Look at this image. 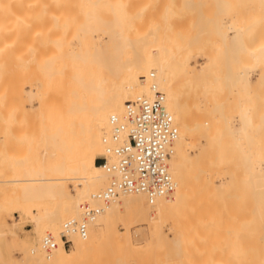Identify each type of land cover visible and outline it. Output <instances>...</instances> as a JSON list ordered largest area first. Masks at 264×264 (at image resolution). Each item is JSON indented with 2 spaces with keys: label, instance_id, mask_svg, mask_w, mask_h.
<instances>
[{
  "label": "bare ground",
  "instance_id": "6f19581e",
  "mask_svg": "<svg viewBox=\"0 0 264 264\" xmlns=\"http://www.w3.org/2000/svg\"><path fill=\"white\" fill-rule=\"evenodd\" d=\"M146 1L17 0L18 7L12 8L15 4L2 0L3 8L9 5L18 12L13 29L3 28L9 22L0 25V86L6 90L0 96L9 99L7 172L0 176L2 264H82L103 246L109 255L144 264H264V0H242L248 5L210 0L217 4L211 10L202 7L209 2L194 0L205 8L200 12L191 6L193 0L186 1L194 17L199 12L190 27L189 19L172 16L173 3L168 15L176 22L168 19V24L178 26L175 32L170 27L166 32L162 23L167 22L166 0H158L153 10L151 0L146 10L137 9ZM243 6L251 8L247 15ZM160 8L166 10L163 20L156 16ZM188 13L185 19L193 17ZM153 82L164 93L178 128L168 161L175 187L152 202L139 192L119 193L102 203L93 195L110 175L96 158L104 152L109 118L122 116L125 103L134 97L151 96ZM47 198L55 201L48 203ZM85 201L101 211L88 223L85 237L71 234V245L64 247L59 237L63 223L81 218ZM185 205L204 213L197 217L211 215L204 218L208 221L201 219L212 223L215 238L208 259H192L183 246L190 234L201 230L196 218L186 226L192 232L181 233L169 245L176 256L167 249L165 260L155 258L165 216ZM13 212L18 219L9 221ZM123 213L128 216L121 237L114 222ZM26 219L33 227L31 237H25L27 231L21 237L15 229ZM142 225L158 240L135 246L131 228L142 236ZM47 233L56 241L50 252L41 246ZM7 242L18 257L4 256Z\"/></svg>",
  "mask_w": 264,
  "mask_h": 264
},
{
  "label": "built area",
  "instance_id": "2783aa9c",
  "mask_svg": "<svg viewBox=\"0 0 264 264\" xmlns=\"http://www.w3.org/2000/svg\"><path fill=\"white\" fill-rule=\"evenodd\" d=\"M151 92V96L138 95L127 101L122 116L112 114L109 118L110 133L102 139L104 152L96 158L110 175L107 185L93 195L102 203H108L119 193L139 192L152 202L170 194L175 187L168 161L178 128L166 108L164 93L154 82ZM80 208L81 218L63 223L59 237L64 247L71 245V234L85 237L88 223L101 211L100 207L86 201ZM55 244L51 233L41 240L46 252H50Z\"/></svg>",
  "mask_w": 264,
  "mask_h": 264
},
{
  "label": "rangeland",
  "instance_id": "374dc122",
  "mask_svg": "<svg viewBox=\"0 0 264 264\" xmlns=\"http://www.w3.org/2000/svg\"><path fill=\"white\" fill-rule=\"evenodd\" d=\"M1 2H0V9L1 8H3V6L5 5V4H9V5H13V4H15L14 6H12V8L13 7H15L16 6V8L18 7L17 6V0H8V2L6 1V0H3V2L5 3L4 5L2 4V0H0ZM141 1V0H140ZM144 1V0H143ZM150 1V0H149ZM149 1H148V3H147V1H146V4L144 3V2H142V3H144V4H140V6H138L137 7V9L138 8H142V7H144V10H146V8H148L146 5H148V4H150V5H148L149 6V10L150 9H154L155 8V5H156V2L159 4V2H158V0H151L152 2H150L149 3ZM163 1V0H162ZM167 1H168V3H170V4H168L167 3ZM186 1H188V2H192V0L190 1V0H185V3H184V1L183 0H180L179 2H180V4H178L177 2H176V0H166L165 1V3H167L166 5H165V3H164V5L162 4V2L160 3V6H162L163 5V7L165 8V6H169V8L167 9V15H168V13H170V12H174V13H176V12H178L179 13V15H177V13L176 14H174L173 13V15L172 16H175L174 18L176 19V20H180V19H182V20H184V21H186L187 19H189L190 20V22H188L187 24H191V25H188L187 27H190V26H192V19L193 18H197L198 16H199V12L200 11H204L205 10V6H209V8H210V6L211 7H213V6H215V8H216V3H210V0H202L204 3L205 2H209V4H206V5H204L203 4V6L202 5H200V6H202V7H205L203 10H201V7H198L197 5V3L199 2V0H197L195 3H194V0H193V3H189L191 6H193V8H194V6H197L198 8L197 9H199L198 11L199 12H196V11H194V13H196L198 16L197 17H194V14H193V8L190 6L189 7V4L188 3H186ZM234 1V0H233ZM233 1H231L230 0V3H233ZM237 1V0H236ZM241 2H242V0H240ZM248 2H250V0H247ZM247 1H243L242 3H245V5H248V4H246L247 3ZM253 1L254 0H252V3H253ZM139 2V1H138ZM138 2H136V3H138ZM155 2V3H154ZM201 2V1H200ZM214 2V1H213ZM216 2L218 3L219 1H217L216 0ZM255 2H256V0H255ZM175 5H174V4ZM182 3H183V5L185 4L186 6H188V7H185V6H183V7H181L182 6ZM234 3H237L238 4V2H234ZM241 3V5H244V4H242ZM139 4V3H138ZM162 4V5H161ZM201 4H202V2H201ZM255 5H256V3H254ZM253 4V5H254ZM9 5H7V7L5 6L2 10H0V15H4V17L3 16H0V18H2V23L0 22V25H2L4 22L5 23H10V21H11V25H8V24H5L4 26H3V28H6V27H8V28H10L11 29V27L13 26V25H16L15 23H12L14 20H15V18H16V20H17V17H15L16 16V14L18 13L17 11V13H13V11L14 10H16V8L13 10L12 9V12H11V8L10 7H8ZM172 5H174V7L172 6ZM177 5H179V7H181V9L183 8V10L181 11V10H177L178 8L176 7ZM234 6L236 5V4H233ZM253 5H251V3H250V6H253ZM254 5V6H255ZM135 6H137L136 4H135ZM237 6V5H236ZM249 6V7H250ZM253 6V7H254ZM170 7H173L172 9H170ZM242 7V6H241ZM248 7V6H247ZM247 7L245 6V8L247 9ZM133 8V7H132ZM157 8H159V7H157ZM163 8V10H165ZM175 8H177V9H175ZM209 8H207V9H209ZM214 8V7H213ZM214 8V9H215ZM243 8H244V6H243ZM244 8V9H245ZM8 9V10H7ZM10 9V10H9ZM134 9V8H133ZM169 9L170 10H173V11H170L169 12ZM180 9V8H179ZM188 9V10H187ZM192 9V10H191ZM195 9H196V7H195ZM240 9V8H239ZM245 9V10H246ZM250 9V10H249ZM252 9H254V8H252ZM6 10V11H5ZM162 10V8H160V10L158 9V11H157V9H155V11H157V17H158V15H159V17L160 18H162V20H163V17H164V15L163 14H165V13H163V12H165V11H163ZM176 10V11H175ZM210 10H211V8H210ZM244 10V11H245ZM251 11V8H248L246 11H245V13H242V14H244V15H247V11ZM2 11H5V12H3V14H2ZM148 11V10H147ZM163 11V12H162ZM188 11H189V13H191L192 12V14H193V17L190 19V18H187L186 17V19L184 18L185 17V12L186 13H188ZM15 12V11H14ZM148 12H150V11H148ZM160 12H162V13H160ZM180 12H181V14H180ZM238 12H241V11H238ZM15 14L14 16L12 15V14ZM151 13H155V12H151ZM188 13V14H189ZM249 13V12H248ZM9 14H11V15H9ZM196 14H195V16H196ZM241 13H240V15H242ZM8 15V16H7ZM152 15V14H151ZM155 15V14H154ZM178 17H177V16ZM6 16V17H5ZM12 16V17H11ZM18 16V15H17ZM153 16V15H152ZM162 16V17H161ZM170 15H168L166 18H167V22L166 23H164V21H162V23L165 25L166 24V27L164 26V29H166V28H168V27H170V31H173V32H175L176 30H178L179 28H178V26H177V28L176 27H174L175 26V22H174V19L172 18V16H170ZM8 17H11V19H9ZM14 17V18H13ZM155 17V16H154ZM179 17H181L180 19H179ZM191 17V16H190ZM3 18H4V20H3ZM8 18V19H7ZM13 19V20H12ZM155 21H153V22H155V23H157L158 24V22H157V18L155 17ZM168 19H172V22H174V23H172V22H170L169 21V23L170 24H168ZM8 20H10V21H8ZM150 20H154L153 18H151ZM1 21V20H0ZM158 21H159V19H158ZM149 22H151V21H148V22H145L146 24H144V25H146L145 27H147V26H149ZM160 22V21H159ZM181 21H179V23H180ZM182 23V22H181ZM154 24V23H153ZM152 24V25H153ZM178 24V23H177ZM184 24V23H183ZM183 24H179V25H181L180 26V28L183 26ZM186 24V23H185ZM184 24V26L186 27V25ZM8 25V26H7ZM143 25V24H142ZM144 25H143V27H144ZM150 25H151V23H150ZM155 25V24H154ZM160 25H161V22H160ZM170 25V26H169ZM159 26V25H158ZM172 26H173V29H172ZM1 28H0V41L2 40V26H0ZM14 27V26H13ZM13 27H12V29H13ZM140 27H142V26H140ZM142 27V28H143ZM161 27H163V25L161 26ZM176 28V29H175ZM183 29H187V28H184L183 27ZM168 30V31H169ZM12 31V30H11ZM169 31V33L170 34H172V32H170ZM6 32H8V31H6ZM6 32H4L5 33V35L7 36V33ZM166 32H167V29H166ZM1 43V42H0ZM2 44V43H1ZM0 44V45H1ZM1 47V46H0ZM1 58H2V56H1ZM1 62H2V64H1ZM1 62H0V66L1 67H3L2 65H3V60L1 59ZM252 63V62H251ZM249 66H252L251 64H248ZM0 67V68H1ZM2 69V68H1ZM251 73H253V75L257 72L256 71V69L255 68H253V67H251ZM249 70H250V68H249ZM1 71H4V67H3V70H1ZM1 73V72H0ZM4 73V72H3ZM3 73H1L2 75H0V78L1 77H3L4 75H3ZM0 80H2V78L0 79ZM3 80H4V77H3ZM2 80V81H3ZM1 82V81H0ZM2 83V82H1ZM0 83V84H1ZM4 86V85H3ZM2 85L0 86V93L1 92H3V91H6L5 90V87H4V89L2 88L3 87ZM2 90V91H1ZM4 95V94H3ZM5 96H6V94H5ZM9 95H8V92H7V96L6 97H8ZM7 98H3L2 97V95L0 96V176H1V174H3L4 172H7V168H6V162H7V151L8 150H6L7 149V139H8V124L6 123L7 122V119H5V117H7V114H8V111L7 112H5L6 110H8V105H7V103H8V101H9V99H8V101L6 100ZM6 101H7V103H6ZM6 103V104H5ZM6 106H7V109H6ZM7 113V114H6ZM3 114H5V115H3ZM4 120V121H3ZM6 120V121H5ZM6 125H5V124ZM6 147V148H5ZM7 153V154H6ZM4 154H6V155H4ZM99 155V154H98ZM97 155V156H98ZM3 163H5L4 165H3ZM5 167V168H4ZM5 170H4V169ZM4 170V171H3ZM2 171V172H1ZM6 174V173H5ZM4 175V174H3ZM230 198V197H229ZM234 198V197H233ZM233 198H231L230 200L232 201H235V199H233ZM47 200V202L48 203H53L54 201H55V199H52V198H47L46 199ZM237 200V199H236ZM249 200L251 201V202H253V198H248L247 199V201H248V203H249ZM228 201H229V199H228ZM231 201H230V204L232 205L233 203H231ZM245 201V203H247V201L246 200H244ZM239 202V200L237 201V203ZM244 203V202H243ZM234 204H236V201H235V203ZM250 204V203H249ZM210 212L212 211L211 209L209 210ZM214 211V214L213 215H215V217H216V215H217V213H215V211L216 210H213ZM203 212H205L206 213V211H203ZM207 212H208V210H207ZM243 212H244V210L242 211V212H240L241 213V215L240 216H244V215H242L243 214ZM239 213V214H240ZM18 212H13V218L10 220L9 219V221H15V220H17L18 219ZM200 213H198V214H196V212L193 210V208L191 209V207H190V205H185V206H183V207H181L180 209H178V210H176L175 212H172L171 213V215H168V216H165V225H164V227H163V231L160 233V246L158 247V248H156V251L154 252V257L155 258H159V259H161V260H165L166 259V257H165V254H166V251H167V249H169V250H172V253L170 254L171 256H176V254H175V248L173 247H169V245H173L174 244V241H175V238H176V236H179L181 233H186V232H188V231H191L192 232V230H189V229H187V225H188V223H189V220L190 219H194V218H196V219H199L200 220V222H201V219L203 218H209L210 219V216H208V214H207V216H205V215H203L204 217H197V215H199ZM201 214H204V213H202L201 212ZM200 214V215H201ZM122 215V214H121ZM212 215V216H213ZM123 216V217H122ZM122 216H120L118 219H119V221H118V219H117V221H115L114 222V224H115V226H117V228L120 230V232H121V237L123 236V233H124V219H126V217L128 216V214L127 215H125L124 213H123V215ZM219 216V215H218ZM122 217V218H121ZM214 217V216H213ZM214 217V219H217V218H215ZM220 217V216H219ZM218 217V218H219ZM122 220H121V219ZM208 219V220H209ZM212 219V218H211ZM213 219V220H214ZM198 220V221H199ZM204 220H206V219H204ZM203 220V221H204ZM208 220H206V221H208ZM212 221V220H211ZM215 221V220H214ZM24 222H26V223H24ZM199 222V223H200ZM205 222V221H204ZM213 222V221H212ZM215 222H218V221H215ZM241 223V222H240ZM239 223V224H240ZM212 224V223H211ZM210 223H207L206 222V224L205 223H203V222H201V230H199V231H197L196 233H195V231L193 232V234H190V236L187 238V239H185L183 242H184V247H185V249L187 250V251H189L190 253H191V257H192V259H195V260H199V259H204V258H207L208 259V256H209V254H210V252L212 251V248H213V244L215 243V238L213 237V233H212V225H211ZM237 223H235V225H236ZM239 224H237V225H239ZM143 226V229H144V234L142 235V236H139V235H135L134 233H133V230L136 228V227H132L131 229H132V242H133V244L135 245V246H139V245H144V244H146V242H147V240L148 239H151V240H153V241H157L158 240V237H156V236H151L150 235V232H149V228L147 227V225H142ZM21 228V232H20V229ZM15 229H16V231L18 232V234L21 236V234H22V236H24L26 233H28L27 235H25V237L26 236H28L29 234H30V232H31V234L30 235H34V231H33V227H32V224H31V222L28 220V219H26V220H24L23 222H21V223H19L16 227H15ZM149 229V230H148ZM152 230V229H151ZM263 230V229H262ZM27 231V232H26ZM29 231V232H28ZM26 232V233H25ZM33 232V233H32ZM29 235V236H30ZM21 236V237H22ZM31 237V236H30ZM24 238V237H23ZM244 239V238H243ZM183 240V239H182ZM9 242V241H8ZM8 242L7 243H5L4 245H3V249H2V252H3V254H4V256L7 258V257H18L19 256V254H18V252L16 251V249H12L13 248V246L11 247V245H10V243L8 244ZM12 244V243H11ZM5 245H8L7 247L8 248H6L5 247ZM9 247H11V249H9ZM15 247V246H14ZM105 246H103V247H101V248H99L95 253H94V255H92V257L90 256V257H88V260H84V261H86L85 263H82V264H121L120 262H118L119 261V259H121L122 261H126V260H123L124 258H123V256H125L126 257V255H120L119 254V257L118 256H116L115 257V255H114V253L113 254H110L109 255V253H111V252H109V251H107V250H109L108 248H104ZM16 248V247H15ZM104 248V249H103ZM8 249V250H7ZM102 250V251H101ZM110 251H112L111 249H110ZM111 255H113V256H111ZM169 255V256H170ZM130 256H128V258L126 257V259H127V261H126V263L125 264H144L143 262H144V260H137V259H130V258H132V257H130ZM115 258H117V259H115ZM129 259V260H128ZM118 260V261H117ZM146 261V260H145ZM124 262H122V264H124ZM148 262H149V260H148ZM147 262V263H148ZM151 262V261H150ZM149 262V263H150ZM153 262H151V264H152ZM0 264H2L1 262H0Z\"/></svg>",
  "mask_w": 264,
  "mask_h": 264
}]
</instances>
